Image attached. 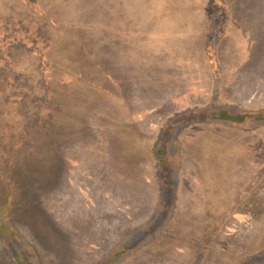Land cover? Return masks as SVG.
<instances>
[{
  "label": "rangeland",
  "instance_id": "374dc122",
  "mask_svg": "<svg viewBox=\"0 0 264 264\" xmlns=\"http://www.w3.org/2000/svg\"><path fill=\"white\" fill-rule=\"evenodd\" d=\"M191 108L264 114V0H0V264H100L163 200L175 238L120 264L264 254V126ZM168 123L166 194L149 149Z\"/></svg>",
  "mask_w": 264,
  "mask_h": 264
},
{
  "label": "trees",
  "instance_id": "16d2710c",
  "mask_svg": "<svg viewBox=\"0 0 264 264\" xmlns=\"http://www.w3.org/2000/svg\"><path fill=\"white\" fill-rule=\"evenodd\" d=\"M216 91H218V88H216ZM221 113L222 114L220 115H218V112L213 114L211 113L209 115L204 109V111H201L199 114H197L196 110L191 108L188 109L186 113L178 115H180L181 117L189 116V118L193 115V117H191L193 118L191 123L203 122L198 120L199 118L204 117V125L221 124L233 129L240 130L243 133H253V130H258L259 127L264 126V114L262 113L261 117H258L257 119L255 116L250 115L251 112L249 111L243 112L241 115H237L235 114V112L231 111V109L227 108L224 109V112ZM182 131L183 129L174 131L173 124L165 125L162 128L161 135L154 141V146L152 145V148L149 149V153L153 154L156 158V162L159 166L158 171L163 172L164 177H161L159 179V182L162 190L166 194H168L169 192H175L179 183V173L181 165L183 164L185 158V151L183 148V141L181 137ZM263 175L264 172L258 173L257 178H255L251 183L247 185V190H253V188H255ZM166 202L167 201L163 200L158 214L152 218L151 222L148 225L137 229L136 231L125 237V239H123V241L119 243V246L116 248V250L109 254V256L105 260L100 262V264L123 263L137 252H140L142 249L146 248V246H152L156 241L174 239L175 236H172L168 229V224L171 221L174 211V205L172 204L173 207L171 205L169 207ZM227 216H230V211L227 213ZM12 235H15L14 231ZM197 245L200 246L199 244ZM22 251V262L25 263L27 259H29L32 263L33 261L35 263L36 257L34 256V254L28 255L27 251ZM201 259L202 254L200 261ZM239 264H264V254H258L250 257L249 259L246 258Z\"/></svg>",
  "mask_w": 264,
  "mask_h": 264
}]
</instances>
